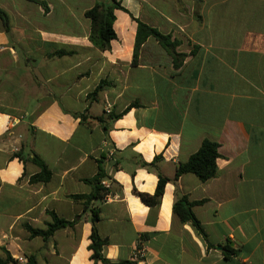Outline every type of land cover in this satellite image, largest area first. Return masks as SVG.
<instances>
[{"label": "crops", "instance_id": "1", "mask_svg": "<svg viewBox=\"0 0 264 264\" xmlns=\"http://www.w3.org/2000/svg\"><path fill=\"white\" fill-rule=\"evenodd\" d=\"M116 2L117 38L102 51L85 14L114 0H0L1 258L94 264L91 212L70 196L90 194L84 180L101 167L109 198L93 207L108 264H264V0ZM138 21L177 41L174 55L149 38L158 63L134 64ZM206 140L219 145L217 175L176 179ZM34 155L49 182H30ZM160 177L161 203L147 206L137 193L154 195ZM183 196L203 201L205 235L174 212ZM50 212L82 220L32 238L24 225L46 230Z\"/></svg>", "mask_w": 264, "mask_h": 264}, {"label": "trees", "instance_id": "2", "mask_svg": "<svg viewBox=\"0 0 264 264\" xmlns=\"http://www.w3.org/2000/svg\"><path fill=\"white\" fill-rule=\"evenodd\" d=\"M115 9H124L120 3L114 0V4L106 7L102 3H97L94 8L86 12V17L92 22V31L90 35V41L100 50L107 51L111 47V42L117 38L116 33L113 29L115 15ZM0 17L3 18L5 25L8 26V18L5 12L0 10ZM154 38L160 43L166 50H172L176 48V42L172 41L171 36L163 35L154 28L146 23L138 21V31L136 37V43L134 48V60L133 63H138V53L142 45L149 39ZM67 52L60 51L53 54L51 57L66 55ZM99 85L97 90L102 88ZM129 110V108L127 109ZM118 116H114L117 118ZM107 132V128H104ZM219 145L216 142L206 140L202 143L198 152L193 154L189 161L179 166L176 179L183 174L192 173L195 174L202 182L214 178L217 175L218 166L217 160L220 158L218 152ZM19 157L18 154L15 155ZM32 161L41 168V172L33 176L30 180L31 183H47L52 178V172L44 164V162L37 156L34 155ZM107 178L103 168L100 167L98 174L91 178L84 180L85 183L92 186V192L90 194H76L71 195L70 198L76 202H81L84 205L85 212H91V223H92V234L91 244L89 246L92 251L91 260L94 264H108L104 255L103 248L107 244V240L103 239L97 229V223L100 220L99 211L93 207L95 201H105L106 196L109 194V189L105 188L102 182ZM168 180L160 177L157 190L154 195L137 193L141 201L147 206L154 207L161 203L164 195L165 187ZM201 202H191L186 196H183L176 200L174 204V212L181 218L183 222H190L196 228L198 232L205 235L202 228L201 222L193 212V207ZM53 218V223L47 225L46 230L34 229L28 224H25V229L30 233L32 238L42 237L44 241H47L52 237L58 230L66 227H72L82 220V215L77 216L74 220L69 221L58 217L54 212H50ZM2 252L5 254V258L0 256V264H19V261L13 259L11 254L2 248ZM26 264H37L35 258L31 257L28 259ZM120 264H132L129 262H122Z\"/></svg>", "mask_w": 264, "mask_h": 264}, {"label": "rangeland", "instance_id": "3", "mask_svg": "<svg viewBox=\"0 0 264 264\" xmlns=\"http://www.w3.org/2000/svg\"><path fill=\"white\" fill-rule=\"evenodd\" d=\"M199 11V6L196 5V13ZM148 17H150L149 13H148ZM176 42L177 46L179 45V43L177 41ZM168 55L173 56L174 52L172 50H167ZM138 57H142L143 61H150L152 63H158V44L152 40V42L147 43L145 46L142 45L141 48L139 49V53H138Z\"/></svg>", "mask_w": 264, "mask_h": 264}, {"label": "built area", "instance_id": "4", "mask_svg": "<svg viewBox=\"0 0 264 264\" xmlns=\"http://www.w3.org/2000/svg\"><path fill=\"white\" fill-rule=\"evenodd\" d=\"M102 184L107 189H109L110 186H111V182L109 180H104L102 182ZM107 198H109V194L106 196L105 200ZM134 256H135L136 260L143 259L146 256V248L144 246L138 247ZM19 261H20V263H25L26 262L23 258H20Z\"/></svg>", "mask_w": 264, "mask_h": 264}]
</instances>
